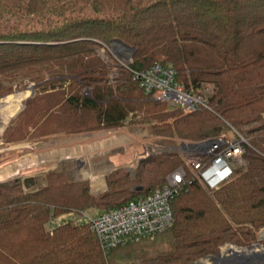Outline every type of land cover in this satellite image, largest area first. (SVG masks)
<instances>
[{
    "label": "trees",
    "instance_id": "16d2710c",
    "mask_svg": "<svg viewBox=\"0 0 264 264\" xmlns=\"http://www.w3.org/2000/svg\"><path fill=\"white\" fill-rule=\"evenodd\" d=\"M115 40L134 48V70L169 63L187 88L213 85L212 109L185 114L181 107L150 109L147 116L161 122L156 127L163 134L197 139L224 132L228 122L249 138L247 165L211 191L192 179L178 153L142 159L134 176L123 168L108 173L107 189L98 195L90 192L88 180L70 181L61 170L47 172L44 185L27 190L20 179L0 183V264H111L89 221L49 230L50 218L149 196L180 166L188 181L171 202L169 249L158 252L156 264H194L228 241L248 246L264 226V0H0V76L65 66L71 73L46 81L39 99L50 105L25 121L23 130L17 128L23 126L21 113L14 134L122 124L134 96L145 92L127 69V87L115 92L107 84L117 63L98 50ZM10 81L0 78V95L13 90ZM66 82L70 90L64 94ZM84 86L91 87L90 95L81 92ZM51 122L55 128L46 127Z\"/></svg>",
    "mask_w": 264,
    "mask_h": 264
},
{
    "label": "rangeland",
    "instance_id": "374dc122",
    "mask_svg": "<svg viewBox=\"0 0 264 264\" xmlns=\"http://www.w3.org/2000/svg\"><path fill=\"white\" fill-rule=\"evenodd\" d=\"M120 44L124 46H121ZM127 48L131 50V57L130 61L127 63V67H124L120 64V62L121 60L124 61L126 58L125 53ZM133 49L128 45L115 40L105 50H98L102 58L110 62L114 61L117 63L113 70L109 72L107 81V84L112 86L115 92L117 91V87H127L126 84L131 82L126 79L124 69H127L132 73L130 62L132 61L133 57ZM106 51H108L109 54H106ZM72 59V64L76 65V56H73ZM163 64L169 65L175 69L172 64ZM57 72L64 74L55 75ZM70 74L69 67L65 66L63 71H60L58 68L55 70L49 69L39 71L26 68L20 70V73L17 74L12 73V75L5 74L0 76L2 79H11L10 83L13 84V90L11 92L2 93L0 95V102H3L9 95L14 93L27 89L31 90V94L22 100L23 107L12 118H10L6 125L0 126V154L8 150V148L10 149L14 146L22 147V151L17 154V158L15 160L3 163V165L0 164L1 173H6L7 169H10L12 172L19 170V172L12 176H6L4 179L0 180V183H11L17 179H20L24 188L27 190L24 183L25 178L33 177L36 179L35 185L31 187L33 188L45 184V176L47 172L61 170L66 173L70 181L88 180L90 182V192L94 195H98L104 192L107 188L104 189V191L100 190L102 188H98L96 191H94L92 189L91 182L93 176L100 177V180L96 182L99 184L100 181H102V186H104L105 183L107 185L106 175L118 168L126 169L134 176L136 168L142 159L161 153H178L185 163L186 147H184L182 142L192 140L194 141L209 137L205 136L194 139L182 136L180 137L177 135L170 136L163 134L161 130L157 128L158 124L161 122L156 117L149 115L147 116L148 111H150V109L153 110L154 107L158 106L159 108H163V112H169L174 109H178L180 106L166 101L155 100L140 86L139 87L143 89L146 94H139L140 96H137L136 94L134 96L132 109L129 111L126 118L119 126L101 127L96 130L66 133L65 129L60 130V128H62L60 125H58L59 127L55 128L54 122H51L50 124L46 125V127H54L56 129L54 134L48 133L45 136H41L42 133L40 130L36 131L34 128L31 130L26 128L25 131L27 132V135H24L25 137H20L23 135L22 131L15 135L14 133L17 131L14 132L15 129L13 130V122L21 115V113H23V126H19L17 128L22 127L23 130L27 126L24 125L25 121L32 120L31 118L41 114L42 111L50 105L46 101L39 99L44 94V84L46 81H53L54 79H57L61 76L67 77L70 76ZM68 84L70 86V82H66L63 88L64 94L68 93L70 90ZM179 84H181L186 90H190L197 94L209 95L213 91V85L211 83H202L198 89H194V87L187 88L184 83H182V81H180ZM51 90L53 89H50L49 91ZM81 90L83 94H91L90 86H84ZM133 90L134 93H138V90L140 91L139 88L138 90L136 88ZM30 106H33V108ZM29 108H31V111H27ZM181 109L182 113L184 114L190 113L185 112L182 107ZM257 125H259V123L252 125V127ZM226 126V130L222 133H225L230 137V133L232 131L230 128L233 125H230L228 122H226ZM234 128L237 129L236 127ZM237 130L239 131V129ZM239 132L247 139L249 144L246 146L252 147L250 145L248 136H246L241 131ZM32 133L33 135H30ZM138 139L141 142L146 141L149 150L146 152L143 150L138 157L131 158V152L128 150L127 145L130 143L140 145V143H138ZM22 162L27 164L24 168L19 166ZM235 165L236 166L234 167L233 173L229 176V178H227L226 181L221 183L219 187L232 179L237 168L245 167L247 165V160L243 156L241 162ZM186 166L189 168L188 165ZM169 174L170 173H168L167 176ZM167 176L165 177V180L161 186L166 183ZM202 185L208 191L219 188L209 189L205 184ZM103 210L105 209L90 207L84 212L72 211L57 217H52L46 224V228L51 230L54 227L66 222L81 224L88 221V218L85 217L84 213L89 217H94ZM167 231L168 230L156 235L153 239L148 238L145 239V241L134 243L129 246H122L106 255L109 257L111 264H156L158 252L169 249V243H167V241L170 238V233ZM261 231H264V226L256 229V240L253 243L257 242L258 235ZM227 243L236 244L235 242L231 241L225 242L220 246V251L221 248L225 247ZM236 245L243 246L239 244ZM208 255L199 258L197 261L201 262V264H212L210 258H208ZM197 261H195L194 264Z\"/></svg>",
    "mask_w": 264,
    "mask_h": 264
},
{
    "label": "built area",
    "instance_id": "2783aa9c",
    "mask_svg": "<svg viewBox=\"0 0 264 264\" xmlns=\"http://www.w3.org/2000/svg\"><path fill=\"white\" fill-rule=\"evenodd\" d=\"M125 56L120 64L127 67L131 57L130 49L127 48ZM132 74L139 86L155 100L177 104L185 112L195 111L199 107L212 109L209 103L211 93L197 94L183 88L177 81V71L169 65L157 62L145 70L132 69ZM230 129L233 131L230 137L220 133L182 142L186 147L185 163L191 168L192 179L199 180L209 189L218 188L229 178L235 164L241 162L246 145L249 144L237 129L233 126ZM187 181L186 169L180 166L167 176L162 187L149 196L105 209L94 217L84 213L97 234L104 253L108 254L118 246L153 239L168 230L173 224L171 202L186 189ZM220 255L221 264H264V231L258 235L257 242L248 246L227 243L221 248ZM208 258L211 263L220 264L217 259L215 261V258Z\"/></svg>",
    "mask_w": 264,
    "mask_h": 264
},
{
    "label": "bare ground",
    "instance_id": "6f19581e",
    "mask_svg": "<svg viewBox=\"0 0 264 264\" xmlns=\"http://www.w3.org/2000/svg\"><path fill=\"white\" fill-rule=\"evenodd\" d=\"M30 94H31V90L27 89V90L9 95L6 98V100H4L3 102H0V126L6 125L7 122L10 120V118H12L23 107L22 100L24 98H27ZM138 143H140V145H135L134 143L132 144L130 143L127 145L128 150H130L131 152V158L138 157L139 154H141V151L143 150L145 152L149 150L147 147L146 141L141 142L138 139ZM20 151H22L21 146H14L10 149L8 148V150L0 154V164L3 165V163L15 160L17 158V154ZM26 165L27 164L22 162L20 163L19 166L21 168H24ZM18 172L19 170L12 172L10 171V169H7L6 173L0 172V180L4 179L6 176H12Z\"/></svg>",
    "mask_w": 264,
    "mask_h": 264
},
{
    "label": "water",
    "instance_id": "95a60500",
    "mask_svg": "<svg viewBox=\"0 0 264 264\" xmlns=\"http://www.w3.org/2000/svg\"><path fill=\"white\" fill-rule=\"evenodd\" d=\"M24 183H25V187L29 189L35 185L36 179L33 177H27L24 179ZM220 254H221V251L217 254L208 255V257L215 258V261L217 259L218 263H220V261L222 260V257ZM195 264H201V262L197 261Z\"/></svg>",
    "mask_w": 264,
    "mask_h": 264
},
{
    "label": "crops",
    "instance_id": "0c3cea01",
    "mask_svg": "<svg viewBox=\"0 0 264 264\" xmlns=\"http://www.w3.org/2000/svg\"><path fill=\"white\" fill-rule=\"evenodd\" d=\"M98 178V179H97ZM100 177H97V176H93V179H92V189L94 190V191H96V189H100V188H102V189H100V190H102V191H104V189H106L107 188V185H106V183H105V185L104 186H102V181H100V183L98 184L96 181H99L100 179H99ZM97 184H98V187H97ZM207 264V263H206ZM212 264H214V263H212Z\"/></svg>",
    "mask_w": 264,
    "mask_h": 264
},
{
    "label": "flooded vegetation",
    "instance_id": "af4514ba",
    "mask_svg": "<svg viewBox=\"0 0 264 264\" xmlns=\"http://www.w3.org/2000/svg\"><path fill=\"white\" fill-rule=\"evenodd\" d=\"M221 264V263H220Z\"/></svg>",
    "mask_w": 264,
    "mask_h": 264
}]
</instances>
